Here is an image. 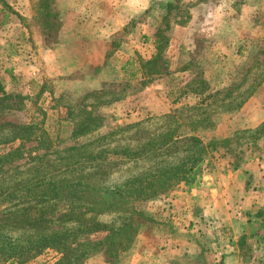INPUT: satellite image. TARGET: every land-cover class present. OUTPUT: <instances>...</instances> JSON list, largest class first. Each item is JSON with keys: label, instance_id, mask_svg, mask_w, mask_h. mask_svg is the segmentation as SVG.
Instances as JSON below:
<instances>
[{"label": "rangeland", "instance_id": "1", "mask_svg": "<svg viewBox=\"0 0 264 264\" xmlns=\"http://www.w3.org/2000/svg\"><path fill=\"white\" fill-rule=\"evenodd\" d=\"M77 2L0 0L9 14L0 28V96L12 95L0 104V144L10 142L0 158L11 153L0 163V210L17 200L10 188L15 198L55 183L117 189L179 167L180 181L166 174L152 198L126 193L123 210L77 209L42 231L72 234L67 244L0 264H128V252L114 255L104 241L112 231L132 218L133 244H156L173 226L178 185L258 151L245 122L256 111L264 117V0L152 4L92 57H78L79 44L67 41L60 66L48 71L41 49L57 43L59 22ZM154 57L157 75L147 76L141 62ZM76 63L79 71H69Z\"/></svg>", "mask_w": 264, "mask_h": 264}, {"label": "crops", "instance_id": "2", "mask_svg": "<svg viewBox=\"0 0 264 264\" xmlns=\"http://www.w3.org/2000/svg\"><path fill=\"white\" fill-rule=\"evenodd\" d=\"M97 1L78 0L63 15L57 43L41 49L48 71L59 65L67 41L79 44L78 57H92L97 44L105 47L136 13L172 0ZM97 3L102 14L96 12ZM257 112L246 119L247 128L264 122ZM256 145L257 153L247 151L238 166L225 159L178 185L170 196L171 230L156 244H133L125 254L128 264H264V136ZM93 263L102 264L98 258Z\"/></svg>", "mask_w": 264, "mask_h": 264}, {"label": "trees", "instance_id": "3", "mask_svg": "<svg viewBox=\"0 0 264 264\" xmlns=\"http://www.w3.org/2000/svg\"><path fill=\"white\" fill-rule=\"evenodd\" d=\"M4 11L3 9L0 13L2 15L0 28L8 23L9 14ZM157 59V57H154L147 62H141L142 67H147L145 70L147 76L157 75V72L152 69ZM11 98L12 95L2 94L0 96V104L4 105ZM262 136H264V127L255 129L250 137L257 141ZM20 141L23 142L24 140L21 139ZM9 143L4 142L0 146H7ZM9 153L4 157L7 158L11 154ZM4 157L0 158V163H7ZM166 174L170 176L168 180L177 179V181H180L177 177L182 174V171L180 167L173 168L157 174L146 182H134L117 189L106 187L98 191L88 184L86 186H74V184L68 183L65 185L55 183L44 186L39 185V187L23 191L19 189L20 196L15 198L14 194L18 192L16 191L17 189H8L7 196L17 200L8 207V210H0V262H6L10 259L17 262L31 261L45 249L59 248L67 244L68 238L72 234L55 231L43 233V229L48 227L49 224L56 223V221L74 219L73 212L77 209L98 212L123 210L127 205L125 204L126 193L137 196L147 195L146 199L152 198L156 195L158 185L161 184L162 186V178ZM1 203L2 201H0V209ZM13 206L18 208L11 211L10 209ZM131 213L133 217L143 216L133 207ZM95 226H98V224ZM99 228V226L98 228H88L85 232L91 233ZM103 228L106 229V227L102 226ZM137 230L134 221L130 218L118 230L112 231L104 241H108V244H110L109 249L115 251L114 255H117V253L123 254L131 249ZM20 232L26 234H21ZM83 251L80 248L79 257L85 255ZM57 264H61V262Z\"/></svg>", "mask_w": 264, "mask_h": 264}]
</instances>
